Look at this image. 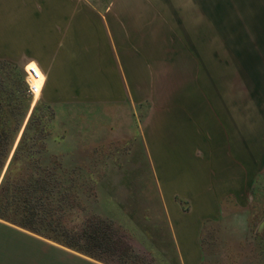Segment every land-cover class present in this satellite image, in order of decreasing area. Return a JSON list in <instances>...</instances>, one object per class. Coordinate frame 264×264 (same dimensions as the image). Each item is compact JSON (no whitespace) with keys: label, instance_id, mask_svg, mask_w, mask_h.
<instances>
[{"label":"crops","instance_id":"obj_1","mask_svg":"<svg viewBox=\"0 0 264 264\" xmlns=\"http://www.w3.org/2000/svg\"><path fill=\"white\" fill-rule=\"evenodd\" d=\"M115 1L64 0L66 10L36 12L49 19L48 46L34 39L37 47L27 46L22 61L1 57L24 71L38 68L46 106L63 100L126 111L122 141L131 150L122 162L141 166L116 176L113 220L131 258L96 261L0 220V264H202L205 229L248 205L264 173V145L261 151L237 140L233 118L202 92L159 106L139 88L146 82L137 79L138 68L149 59L145 50L120 42L119 30L130 33L132 25L116 17ZM22 32L27 40V29Z\"/></svg>","mask_w":264,"mask_h":264},{"label":"rangeland","instance_id":"obj_2","mask_svg":"<svg viewBox=\"0 0 264 264\" xmlns=\"http://www.w3.org/2000/svg\"><path fill=\"white\" fill-rule=\"evenodd\" d=\"M63 1L0 0V61L7 53L22 61L21 54L27 46L37 47L34 39L39 46H48L49 29L44 27L49 25V19L38 18L35 13L49 15L66 10ZM112 11L132 25L130 33L119 30L120 42L145 50L147 68H138L137 79L146 82L139 88L145 87L147 94L153 95V103L160 106L181 93L202 92L212 105L233 118L237 140L254 143L262 151L264 0H116ZM24 29L28 31L27 40ZM40 100L30 98L27 118L37 105L45 116V105ZM53 109V118L36 120L31 126L21 150L22 162L27 168L37 160L80 167L76 174L85 178V217L99 214L113 219L116 176L138 171L141 166L122 162L129 160L126 157L131 150L122 141V114L126 111L121 107L67 105L63 100ZM27 118L6 167L22 139ZM133 145H138L139 150V142ZM72 220V225L78 223L76 213ZM263 221L264 173L248 205L235 206L220 224L205 229L202 264H264ZM33 246L29 253L34 251Z\"/></svg>","mask_w":264,"mask_h":264},{"label":"trees","instance_id":"obj_3","mask_svg":"<svg viewBox=\"0 0 264 264\" xmlns=\"http://www.w3.org/2000/svg\"><path fill=\"white\" fill-rule=\"evenodd\" d=\"M25 76L17 65L0 61V179L29 112ZM38 110L37 105L0 184V220L96 261H129L130 247L115 221L99 214L85 217V178L76 174L80 167L37 160L27 168L22 162L21 150L33 123L54 115L50 106H44L45 116ZM74 213L79 221L72 225Z\"/></svg>","mask_w":264,"mask_h":264},{"label":"built area","instance_id":"obj_4","mask_svg":"<svg viewBox=\"0 0 264 264\" xmlns=\"http://www.w3.org/2000/svg\"><path fill=\"white\" fill-rule=\"evenodd\" d=\"M25 82L28 87V94L33 98H40L44 85V78L36 67L27 66L25 68Z\"/></svg>","mask_w":264,"mask_h":264},{"label":"water","instance_id":"obj_5","mask_svg":"<svg viewBox=\"0 0 264 264\" xmlns=\"http://www.w3.org/2000/svg\"><path fill=\"white\" fill-rule=\"evenodd\" d=\"M31 117V115L29 114V116H28V118H27V120H26V122H25V125H24V127H23V129H22V134H23V132H24V130H25V128H26V126H27V124H28V121H29V118ZM19 141V140H18ZM19 142H17V144H18ZM15 150V149H14ZM14 153V152H13ZM8 167V166H7ZM6 167V169H5V172H6V170L8 169ZM5 172H4V174H5ZM4 174H3V176H4ZM3 176H2V178H3ZM2 178H1V180H2ZM1 180H0V182H1ZM264 226V221L262 222V227Z\"/></svg>","mask_w":264,"mask_h":264}]
</instances>
